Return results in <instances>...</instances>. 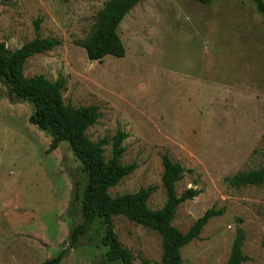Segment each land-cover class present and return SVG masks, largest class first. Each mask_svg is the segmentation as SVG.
Instances as JSON below:
<instances>
[{
    "label": "rangeland",
    "instance_id": "obj_1",
    "mask_svg": "<svg viewBox=\"0 0 264 264\" xmlns=\"http://www.w3.org/2000/svg\"><path fill=\"white\" fill-rule=\"evenodd\" d=\"M107 0H11L0 5V42L14 51L41 38L60 45L29 58L27 78L65 80L62 98L73 107L96 105L100 118L86 130L96 142L123 131L121 164L136 169L111 196L157 186L151 209L165 201L162 155L185 169L177 183L199 195L179 206L173 226L185 233L209 208L223 210L199 238L181 249L184 264H225L237 227L246 234L242 264H264V184L232 188L224 179L264 164V25L248 0H141L122 20L123 58L89 61L75 41L91 31ZM29 102L0 85V264H42L64 251L60 264L108 261L96 223L74 246L81 222L75 199L86 184L66 142L47 153L48 133L32 124ZM108 159L111 143L103 148ZM240 220L242 222H240ZM133 264H158L161 240L153 231L113 218Z\"/></svg>",
    "mask_w": 264,
    "mask_h": 264
},
{
    "label": "trees",
    "instance_id": "obj_2",
    "mask_svg": "<svg viewBox=\"0 0 264 264\" xmlns=\"http://www.w3.org/2000/svg\"><path fill=\"white\" fill-rule=\"evenodd\" d=\"M11 0H0L3 2ZM141 0H107L97 11L95 23L83 40L75 41L85 51L89 61L102 62L106 56L123 58L125 48L118 35V27L123 18ZM201 5H210L215 0H195ZM254 5L264 25V0H248ZM40 20L34 21V39L24 43L14 51L0 42V85H5L10 98L29 102L33 107L32 124L51 137L47 149L50 153L57 149L61 142H66L70 151L81 164V171L86 175V184L81 191L75 186V199L78 202L81 222L70 232L71 245L78 243L96 223L103 229L100 245L106 249L108 261L119 264H133L131 253L122 246L114 232L113 218L122 216L131 223L155 232L161 240V256L158 264H184L181 249L199 238L208 222L223 214V210L213 207L193 222L185 232L173 226L177 209L188 200L199 195L194 188L177 194L176 185L183 178L185 169L178 162H172L162 155L161 186L165 201L161 208L151 209L148 200L157 190V186L140 188L134 193L111 196L109 189L115 187L122 179L136 169L135 163L121 164L125 151L122 146L128 134L117 131L111 139L102 138L96 142L86 135V130L100 118L96 105L73 107L65 104L62 90L65 80L58 78L50 81L43 75L27 78L24 65L32 56L50 52L60 45L56 38H41L39 35ZM264 147V133L262 136ZM111 143L110 157L105 159L103 148ZM232 188L259 187L264 184V164L256 170L238 172L224 179ZM240 222H242L240 220ZM246 234L242 227H237L231 250L225 264H242L248 258L243 253ZM65 252L45 260L42 264H60Z\"/></svg>",
    "mask_w": 264,
    "mask_h": 264
},
{
    "label": "water",
    "instance_id": "obj_3",
    "mask_svg": "<svg viewBox=\"0 0 264 264\" xmlns=\"http://www.w3.org/2000/svg\"><path fill=\"white\" fill-rule=\"evenodd\" d=\"M30 121H31V122L33 121V120H32V118H31V120H30Z\"/></svg>",
    "mask_w": 264,
    "mask_h": 264
}]
</instances>
